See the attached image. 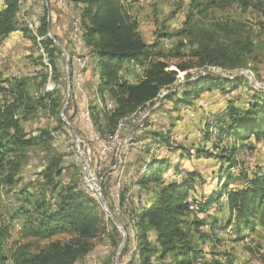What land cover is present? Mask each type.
<instances>
[{"label": "rangeland", "instance_id": "1", "mask_svg": "<svg viewBox=\"0 0 264 264\" xmlns=\"http://www.w3.org/2000/svg\"><path fill=\"white\" fill-rule=\"evenodd\" d=\"M210 1H127L126 8L137 20L138 32L143 40L147 43L159 41L163 59L168 63L167 69L176 70V65L183 63L193 67L185 72L177 71V81L163 89L157 99L139 108L137 112L126 115L128 121L123 122L120 118L117 125L120 124V128H123L131 122V117L143 116L142 127L121 130L113 146L108 140L109 136L115 134L117 125L111 133L109 128L112 124L108 122V126L104 114L115 107L114 99L106 96L104 103L100 93L93 94L97 80L94 76L91 78L92 81L88 78L84 80V83L90 81L93 85L82 90L83 95L85 94L82 98L79 94L72 97L71 87L70 90L67 87L66 76L67 72L69 75L70 69V51L67 47L73 42L71 32L74 24H79V13L74 14L73 22L70 21L69 37L62 38L51 32L50 16L49 12H46L47 28L49 26L47 37L61 52L58 65L60 74L55 78L46 53L41 51L42 37H38L36 33L43 11H46L44 7L48 6V0L47 4L45 0H37L28 8H24L21 3L20 24L16 30L19 35L12 38L9 34L0 40V46L8 45L9 51H5L6 54L10 57L12 55L21 57L18 63H14L12 57V61H8L6 57L3 66H0V102H4L6 97H8L6 101L11 99L8 95L9 88L13 86L14 80L21 79L26 81L29 97L40 98L47 85H53L54 89L50 92H58L60 101L57 109L52 110L49 103L40 102L36 103L34 113L29 110L30 114L26 118H22L23 108L17 116L27 136H38L43 130L55 131L51 132L49 142L36 139L35 144L28 146L23 152L25 156L23 160L14 159L18 160L20 165L16 176L18 179L12 186L0 184V228L5 227L8 231L5 243L8 264H22L23 258L37 253L51 241L67 243L74 236L71 232H61L51 238L30 236L23 227L25 215L17 216L22 204L19 203L22 192L29 197L28 205L42 199L46 200L50 196V190L41 172L46 169L47 160L57 156L61 158L62 168L58 176L59 188L74 186L94 193L93 196L98 199L101 207L102 222L106 226L99 236L91 240L89 253L80 258L77 264H114L115 252L122 241V233L102 208L93 183L99 186L101 192L103 188L106 190L104 192L103 189L105 195L103 192L102 195L110 212L118 219L122 216L121 213L126 211V206L127 209L141 206L144 197H141V200L139 193L134 192V180L138 179L146 167L145 163L152 158L169 160L164 164L166 180L177 177L171 174L176 164H180L182 170L195 168L204 177L205 183L196 181L186 201L188 209L192 211L186 214L184 225L200 256L192 264H264V230L256 227L242 236L235 228L226 224L228 211L222 205L206 213L195 210L198 206L193 198H198L201 190L206 192L209 190L211 171L217 168L218 159L209 154L198 158L192 155L188 158L184 156L186 152L194 154L195 149L202 148L215 155H221L232 148H237V153L233 157L234 167L229 172L231 174L229 188H237L243 184L244 178L257 172H264V138L255 140L251 137L250 142L253 143L238 147L239 142L235 143L232 137H223L219 141L217 131V124L221 123L218 119L230 105L241 112L253 96L264 93V0H245V4L231 0ZM26 29L30 31L25 32ZM74 40L85 50L81 33L76 35L75 30ZM59 45L69 54L68 67L65 64L66 55ZM85 52L89 55L88 49ZM90 66V70L87 69L89 71L93 69V63ZM140 68L131 65L127 72H123L126 75L125 77L123 74L124 78L136 82L142 77ZM208 74L223 81V92L217 90L208 94L205 90L198 98H190V105L176 104L174 98H162L168 92H174L180 84H188L193 79ZM127 76H130L128 77L130 79ZM83 77L84 72L81 76L82 81ZM237 78L238 86L229 89L230 82ZM82 108L84 115L81 113ZM67 123L74 127L78 134L77 138ZM166 135H169L171 146L163 145L166 144L163 139ZM140 157L145 159L139 161ZM141 166L139 171L136 170ZM131 177L135 179L132 180ZM118 180L121 182L119 188L115 189V182ZM124 184L130 187L125 193L123 205L120 206V191ZM28 205L26 206L29 207ZM22 206L25 208L24 204ZM213 220L217 221L216 226H213ZM121 225L123 226L122 223ZM124 230L126 236L124 248L131 250L132 243L127 241V231L132 236V230L130 227L127 231ZM113 241L117 242L115 248L112 245ZM121 256L118 264L125 262L129 252L124 257Z\"/></svg>", "mask_w": 264, "mask_h": 264}, {"label": "trees", "instance_id": "2", "mask_svg": "<svg viewBox=\"0 0 264 264\" xmlns=\"http://www.w3.org/2000/svg\"><path fill=\"white\" fill-rule=\"evenodd\" d=\"M70 1L80 5L78 32L81 33L83 44L89 51L90 65L93 63V72L97 79L93 94L98 92L103 101L108 96L115 102V107L104 114L108 126L109 123L112 124L111 128L108 127L111 133L118 121L125 118L124 116L137 112L139 108L157 99L163 89L172 86L177 81V71L185 72L193 67L183 63L177 64L176 70L167 69L168 63L163 59L159 41L147 43L139 34L138 22L126 8L128 0ZM213 1L215 0L210 2ZM231 1L246 3L245 0ZM21 3L20 0H3L0 6V40L18 29ZM39 22L36 33L38 37H42L41 51L46 53L44 55L47 56L52 75L56 78L60 74L58 65H60L61 52L46 36L48 25L46 11H43V17ZM69 51V75L73 97L78 94L74 90L71 71L74 67L73 57L78 53ZM131 65L143 69L142 77L136 82L128 81L123 75ZM238 79L230 82L229 89L238 86ZM13 83L8 92L11 99L6 101L8 97L6 99L4 97L5 100L0 105V184L4 186H12L17 181L20 165L18 160L25 158L23 154L25 149L35 144L36 139L49 142L51 132L55 131L43 130L38 136H27L22 129L20 118L17 117L21 108L24 119L30 114L28 112H35L36 103H49L54 110L58 108L60 101L58 92L45 90L40 98L35 99L30 96L32 101L26 90L25 79L14 80ZM205 90L223 92V81L211 74L200 76L188 84H180L174 92H168L162 98H174L176 104L190 105L189 99L198 98ZM229 107L218 119V122L221 121L217 124L219 141L223 137H232L235 143L239 142L238 147H243L251 144V137L255 140L264 138V93L253 96L241 112L231 105ZM168 136L163 137L166 142V144L162 142L164 146L172 145ZM236 153L237 148H232L221 155L198 148L195 149L194 154L188 151L184 156L190 158L194 155L198 158L209 154L218 159L217 168L211 171L209 190L207 192L201 190L198 198H193L198 206L195 210L206 213L221 205L224 206L228 211L226 224L244 236L256 227L264 230V172H257L244 178L243 184L237 188H229L231 180L229 172L234 167L233 157ZM15 158L18 160L15 161ZM60 159L59 156L50 157L46 169L41 172L50 190V196L46 200L29 204L30 207L27 204L29 197L22 192L19 203L24 204L25 208L21 204L17 216L25 215L23 227L30 236L51 238L61 232H71L74 236L67 243L51 241L37 253L23 258L22 264H77L80 258L89 253L91 240L106 228L102 222L99 201L93 196L94 193L74 186L59 188L58 176L62 172ZM142 159L143 157H140L139 161ZM167 161L169 162V160L152 158L145 163L146 167L138 179L134 180V192H138L140 199L144 197V200L141 206H132L129 209L126 206V211H123L122 216L118 218L124 229L127 231L130 227L133 233L130 236L127 231V241L132 243V248L131 250L124 248L121 257L128 252L129 257L123 264H192L200 258L199 250L193 245L184 224L186 214L192 211L188 209L186 203L188 193L194 189L196 181L205 183L204 177L195 168L182 170L180 164H176L171 174L177 177L166 180L164 164ZM228 165H230L229 169ZM141 168L142 166L136 170L139 171ZM129 187L124 184L120 191V206L123 205ZM216 222L213 220V226H216ZM7 237V229L1 227L0 264H8L5 252ZM112 245L115 248L117 242L113 241Z\"/></svg>", "mask_w": 264, "mask_h": 264}, {"label": "crops", "instance_id": "3", "mask_svg": "<svg viewBox=\"0 0 264 264\" xmlns=\"http://www.w3.org/2000/svg\"><path fill=\"white\" fill-rule=\"evenodd\" d=\"M35 2H37V1L36 0H34V1L28 0L27 2H26V0L22 1L24 8H28L30 5H32V3H35ZM2 3H3V0H0V6L2 5ZM44 9L46 10L47 13L49 12L51 32L62 36V38H65V37L68 38L69 33H70L69 30L71 29L70 28L71 27L70 21H71L72 17L75 16L74 14H78L80 12V5H76L73 2H71L70 0H48V6L44 7ZM18 33L19 32L16 31V32L10 34L9 36H11L13 38L14 36L19 35ZM75 33L77 35L76 30H75ZM7 47H8V45L0 46V66L1 65L3 66V64L5 62L4 60L6 59V57H7L8 61H12V59H13L14 63H18L20 61V58H21L20 56L12 55L11 56L12 59H11L10 55L6 54L5 51H9L7 49ZM67 48H69V50H71L74 53L81 52V54H85V56L82 58V62H86V66L85 67H80V66L79 67H73L74 74L77 75V77H79V79L77 81H82L81 80V76L83 73L82 70H87L88 68H90L89 55H88V53L85 52V51H87V49L85 48V50H83V47L81 45L73 44V42H72L71 46L69 43ZM73 60H74L73 63L75 64V57H73ZM134 66L137 67V65H134ZM90 72L91 73H89V76L87 78L90 81H92L91 78H93V76L95 77L93 69H91ZM125 77H126V75H125ZM128 77H130V76H127V78ZM128 79H130V78H128ZM83 81H84V77H83ZM90 81H88V83H85V89L92 87L93 84H91ZM53 88H54L53 85H47V87L45 88L46 89L45 91H51ZM215 91H217V90L207 91L206 93L211 94L212 92H215ZM84 95L82 92V96H84ZM2 103L3 102H0V105ZM251 143H253V142H251ZM136 163L137 162H135V166H136Z\"/></svg>", "mask_w": 264, "mask_h": 264}, {"label": "built area", "instance_id": "4", "mask_svg": "<svg viewBox=\"0 0 264 264\" xmlns=\"http://www.w3.org/2000/svg\"><path fill=\"white\" fill-rule=\"evenodd\" d=\"M71 21L73 22V18L71 19ZM74 30H75V28L73 27V31L71 32V35H72V39H73L74 44H76V41L74 40ZM84 56H85V54H81V52H79L77 55L74 56L75 57V67H79V63L82 61V58ZM140 69H141L140 71L143 70L142 68H140ZM89 70H82V72H84V80L88 77V74L90 72ZM71 74L73 77L74 90L82 98V90H85V83H84V81H77V75L74 74V70L71 71ZM81 113L84 115L83 108L81 110ZM145 115H147V113ZM142 118H143V116L131 117V122L129 124H126L123 128H119V129L115 130V134L114 135L112 134L113 136H109L108 143L111 146H113L117 140V137H119L121 130H127V129L131 130V129H136V128L142 127ZM119 182H121V181L118 180L115 182V187H114L115 189L119 188Z\"/></svg>", "mask_w": 264, "mask_h": 264}, {"label": "water", "instance_id": "5", "mask_svg": "<svg viewBox=\"0 0 264 264\" xmlns=\"http://www.w3.org/2000/svg\"><path fill=\"white\" fill-rule=\"evenodd\" d=\"M45 3L47 4V0H45ZM46 36H49V26L47 28V34ZM59 48L65 53L66 55V66L68 67L69 65V54L68 52L64 49V47L60 46L59 45ZM66 83H67V87H68V90H70V87H71V84H70V78H69V75H68V72H67V76H66ZM64 114V110L61 111V115L63 116ZM69 128L72 130L74 136L77 138L78 137V134L76 132V130L74 129V127L72 125H70L69 123H67ZM82 156L85 157V155L81 152ZM93 187L95 188V192L98 196V198L100 199V203H101V206L102 208L104 209V211L106 212L108 218L116 225V227L120 230V232L122 233V241L120 243V245L118 246L116 252H115V258H114V264H118V261H119V258L123 252V249H124V244H125V241H126V236H125V230L123 228V226L121 225V223L119 222L118 219H116L112 213L110 212L109 208H108V204H107V201L106 199L104 198V196L102 195V192L100 191V188L99 186H96L94 183H93Z\"/></svg>", "mask_w": 264, "mask_h": 264}, {"label": "bare ground", "instance_id": "6", "mask_svg": "<svg viewBox=\"0 0 264 264\" xmlns=\"http://www.w3.org/2000/svg\"><path fill=\"white\" fill-rule=\"evenodd\" d=\"M74 27H75V30H76L77 34H79V32H78V30H79V26H78V24L75 23V24H74ZM79 66H80V67H85V66H86V62H82V61H81V62L79 63ZM108 101H109V100H108ZM108 101H107V102H108ZM104 103H105V101H104ZM114 103H115V102H114ZM104 105H105V104H104ZM110 106L113 107L112 104H111ZM105 108H106V107H105ZM113 108H114V107H113ZM113 108H112V109H113ZM112 109L108 110V112L111 111ZM129 117H130V116H129ZM106 118H107V117H106ZM127 119H129L128 116L125 117V118H123V119H121V121L125 122V120H127ZM127 121H128V120H127ZM142 121H143V120H142ZM119 122H120V121H119ZM119 128H120V124L117 125V129H119ZM117 129H116V130H117Z\"/></svg>", "mask_w": 264, "mask_h": 264}]
</instances>
